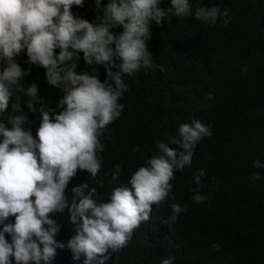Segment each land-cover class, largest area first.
Segmentation results:
<instances>
[{"label": "clouds", "instance_id": "obj_1", "mask_svg": "<svg viewBox=\"0 0 264 264\" xmlns=\"http://www.w3.org/2000/svg\"><path fill=\"white\" fill-rule=\"evenodd\" d=\"M83 3L0 0V116L8 113L6 123L0 120V264H51L57 249L65 247L73 260L83 256V264H105L109 250L126 247L134 231L150 220L153 204L175 199L170 196L175 171L190 166L198 142L212 135L211 123L205 125L199 119L182 123L179 138L158 142L156 155L131 173V189L115 187L108 202L98 203L93 198L96 188L81 184L72 189L69 203L66 189L77 171L94 178L101 169L103 161L97 153L104 152L105 146L100 137L123 111L118 101L130 90L124 78L141 70L166 71L153 62L148 50L151 25L194 16L209 27L218 21L227 26L230 16L228 10L215 6H198L193 12L189 0H170L166 9L161 7L162 0H108L102 9L101 0H95L103 14L92 23L71 11ZM117 28L122 31L114 32ZM21 53L27 57L24 63L43 68L47 85L61 93L55 108L45 105L37 83L27 87L21 83L30 74L15 59ZM81 53L85 65L104 67L103 82L95 68L91 74L76 71ZM247 70V66L241 69ZM21 96L28 98L27 112ZM37 112L40 119L34 138L23 126L30 123L28 113ZM252 166L264 168V163L254 160ZM120 171L121 165L116 164L114 181ZM205 175L203 169L197 170L193 179L198 187ZM260 178L253 174L251 179ZM192 191L195 204L206 201L199 191ZM170 208L173 223L187 211L175 202ZM65 209L74 226L66 244L55 239L61 226L50 218ZM10 217L13 221L6 223ZM5 234L11 237L10 243ZM211 247L218 251L221 246ZM160 264H172V258Z\"/></svg>", "mask_w": 264, "mask_h": 264}, {"label": "trees", "instance_id": "obj_2", "mask_svg": "<svg viewBox=\"0 0 264 264\" xmlns=\"http://www.w3.org/2000/svg\"><path fill=\"white\" fill-rule=\"evenodd\" d=\"M107 3L101 0V9ZM189 3L193 12L198 6L228 10L229 24L218 21L209 27L194 16H181L165 20L162 26L151 25L148 50L153 62L166 71L141 70L124 78L130 90L118 101L123 111L100 137L105 146L104 152L97 153L103 161L101 169L94 178L77 171L66 189L69 203L72 189L81 184L96 188L93 198L98 203L108 202L115 187L131 189V173L156 155L158 142L179 138L182 123L197 119L205 125L211 123L212 135L198 142L190 166L175 171L170 193L175 199L153 204L150 220L134 231L126 247L109 250L105 264H160L166 258H172V264H264V168L252 166L254 160L264 163V0ZM169 6L170 0H162V8ZM71 11L92 23L103 14L95 0H84L83 7L73 6ZM15 59L30 72L21 83L25 87L37 83L45 105L55 108L61 93L47 85L44 69L25 64V53ZM244 66L246 73L241 71ZM93 68L103 82L104 67L85 65L81 53L76 71L91 74ZM27 99L21 96L26 112ZM28 114L30 123L23 127L35 138L40 115ZM7 115L0 120L6 123ZM137 146L139 151H133ZM168 146L180 151L177 145ZM116 164L121 171L114 181ZM198 169L206 174L201 178L202 187L193 179ZM253 174L261 178L252 182ZM193 189L207 198L204 203L192 201ZM174 202L187 208L175 223L169 219ZM50 218L61 226L55 239L66 244L74 235L68 209ZM5 238L11 242L8 234ZM212 244L221 247L217 251ZM83 260V256L73 260L65 247L57 249L51 264H83Z\"/></svg>", "mask_w": 264, "mask_h": 264}]
</instances>
